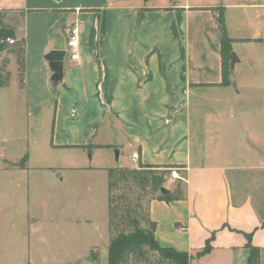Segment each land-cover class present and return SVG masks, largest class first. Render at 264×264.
<instances>
[{
    "label": "crops",
    "instance_id": "0c3cea01",
    "mask_svg": "<svg viewBox=\"0 0 264 264\" xmlns=\"http://www.w3.org/2000/svg\"><path fill=\"white\" fill-rule=\"evenodd\" d=\"M75 23L79 57H65L52 93L44 57L66 51L60 36L66 41ZM263 29L264 0H0V31L24 42L22 84L12 55L11 71L26 117L46 120L54 106L45 105L55 100L56 165L107 180L116 148L132 165L180 166L184 199L151 200L148 217L158 245L186 254L189 264H248L250 246L264 264V67L252 68L251 86L243 87L237 75L247 52L236 51L262 44ZM224 35L236 40L239 59L229 86H220ZM250 87L245 109L242 90ZM0 160L2 171L27 172L9 167L17 162L3 153ZM56 178L63 183L64 173ZM41 182L60 188L48 177Z\"/></svg>",
    "mask_w": 264,
    "mask_h": 264
},
{
    "label": "rangeland",
    "instance_id": "374dc122",
    "mask_svg": "<svg viewBox=\"0 0 264 264\" xmlns=\"http://www.w3.org/2000/svg\"><path fill=\"white\" fill-rule=\"evenodd\" d=\"M261 34L264 37V29ZM60 39L67 49L63 36ZM236 51L247 52V57L241 53L244 62L243 67L239 66L237 79L242 81L243 87H249L254 73L252 68L257 65L264 67V42L238 46ZM13 63V57L8 51L0 53V71L10 72ZM11 72L9 88L0 89V154L3 153L7 160L13 162H19L25 156L27 172H5L0 166V264H107L109 239L120 231L127 234L134 230L128 225L127 214L134 215L138 221L137 227L143 232L151 229L148 217L151 196L132 185L120 188L115 194L125 196L126 200L120 201V204L121 207L128 208V213L118 212L116 228L109 227L105 211L106 178H102L100 173L69 170L56 165L61 162V155L49 148L53 111L46 120L27 118L25 93L18 87L16 70ZM251 90V87L247 91L242 90L245 109L252 106L245 100L246 97L255 95ZM50 105L54 106L51 99L45 106L49 108ZM114 150L117 149L111 150L113 166L108 169L136 167L123 158L117 163ZM91 157V152L88 151L85 160L90 162ZM2 163L5 161L0 160L1 165ZM44 165L48 168H36ZM59 171L64 173L63 183L56 178ZM43 177L59 183V190L39 183ZM35 180H38L37 184ZM177 186L178 180L171 176L163 184V187L171 191ZM180 186L183 188L184 183H180ZM123 215L125 221L120 219ZM88 221L96 225L91 227ZM96 226L98 229L95 230ZM124 264L171 263L145 247L140 255L130 256Z\"/></svg>",
    "mask_w": 264,
    "mask_h": 264
},
{
    "label": "trees",
    "instance_id": "16d2710c",
    "mask_svg": "<svg viewBox=\"0 0 264 264\" xmlns=\"http://www.w3.org/2000/svg\"><path fill=\"white\" fill-rule=\"evenodd\" d=\"M222 22V20H221ZM11 38V34L0 31V39ZM236 40L231 39L227 35H224L221 41L220 55H221V83L220 86L230 85L231 65L229 53L231 52V44ZM239 42H250L248 39L240 40ZM8 45V44H7ZM11 47V48H8ZM8 51L10 55L15 58L18 78L20 84L23 83L24 74V42L21 40L18 44L8 45L0 43V53ZM10 72L4 73L0 71V89L6 88L10 82ZM56 84L51 83L52 93L55 91ZM55 110V100L53 107V117ZM53 123V120H52ZM90 151L93 146L87 145L84 147ZM26 163V157H23L19 162L15 164H8L9 167L24 168ZM180 166L173 165H144L140 162L136 167H116L107 169V216L109 227L116 228L115 219L118 216V212L121 213L128 210L125 207H121L120 201H125V196L116 195L115 192L120 188H128L132 185L137 187L141 191H146L151 197V200L164 201L167 203L180 201L184 199V187L181 188L180 183H184V177L180 176L178 180V186L174 190H168L167 193H161V188L165 180L171 176V171L176 169L180 170ZM128 213V211H127ZM128 225L133 227V231L125 234L124 231L118 232V234L112 236L108 243V263L107 264H124L128 258L133 255H140L143 248H147L150 251L157 252L161 259H167L171 264H189V258L186 254L178 253L170 248H162L154 240L153 229L154 223L150 220L151 229L147 232L139 229L138 221L134 215L127 214ZM120 218L122 221L125 219L124 215ZM119 219V221H120ZM125 221V220H124ZM127 224V223H126ZM250 255L248 258V264H258V250L252 246L249 247Z\"/></svg>",
    "mask_w": 264,
    "mask_h": 264
},
{
    "label": "water",
    "instance_id": "95a60500",
    "mask_svg": "<svg viewBox=\"0 0 264 264\" xmlns=\"http://www.w3.org/2000/svg\"><path fill=\"white\" fill-rule=\"evenodd\" d=\"M65 57H66V51L64 50L49 51L44 57L52 73L51 82L54 84L58 83L63 77V64ZM229 58H230L231 70H233L234 65L239 61V59L237 58L234 51H231L229 53ZM114 155H115V161L118 163L119 160L118 149L114 150ZM167 192L168 189H166L165 187L161 188V193H167Z\"/></svg>",
    "mask_w": 264,
    "mask_h": 264
},
{
    "label": "built area",
    "instance_id": "2783aa9c",
    "mask_svg": "<svg viewBox=\"0 0 264 264\" xmlns=\"http://www.w3.org/2000/svg\"><path fill=\"white\" fill-rule=\"evenodd\" d=\"M79 27L75 23L71 25L70 27L67 28L66 30V58H68L70 61L74 62L78 60L79 54H78V49H79ZM0 43H6L8 45H13L15 44L14 39H0ZM138 159V153L134 152L131 154V160L135 161ZM171 177L173 179H179L178 171L176 169L171 171Z\"/></svg>",
    "mask_w": 264,
    "mask_h": 264
}]
</instances>
